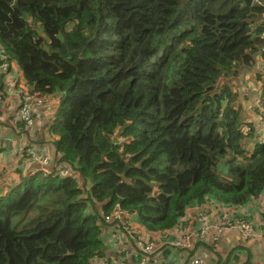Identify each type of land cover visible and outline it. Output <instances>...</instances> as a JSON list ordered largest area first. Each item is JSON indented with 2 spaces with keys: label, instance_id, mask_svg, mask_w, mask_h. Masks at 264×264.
Segmentation results:
<instances>
[{
  "label": "trees",
  "instance_id": "16d2710c",
  "mask_svg": "<svg viewBox=\"0 0 264 264\" xmlns=\"http://www.w3.org/2000/svg\"><path fill=\"white\" fill-rule=\"evenodd\" d=\"M262 16L242 0H0V65L60 103L52 165L70 171L15 169L21 182L0 196V264H92L108 257L110 226L160 244L189 209L261 196L264 136L235 79L258 62L264 73ZM115 209L126 217L110 225Z\"/></svg>",
  "mask_w": 264,
  "mask_h": 264
},
{
  "label": "crops",
  "instance_id": "0c3cea01",
  "mask_svg": "<svg viewBox=\"0 0 264 264\" xmlns=\"http://www.w3.org/2000/svg\"><path fill=\"white\" fill-rule=\"evenodd\" d=\"M259 1L264 4V0ZM259 64L260 63L258 62L255 69L259 67ZM11 68V72L14 73V79L17 81L19 77L16 72L17 70L14 66ZM1 79L2 78L0 77V83L4 82ZM20 83L23 82L20 81ZM55 100L56 98H48V101L50 102L49 105L51 106ZM58 111L59 102L56 100V103H54L53 107L42 109L41 115L36 118V121L32 126L26 127L24 129L18 128L17 124L20 122L17 120L16 101L12 96L11 89L5 90L2 99H0V193L5 195L6 192L12 186L18 184L21 179V176L18 174L16 179L13 178L14 173L9 176L8 170L10 168H19L23 173L26 174L40 168L37 163L18 158V155L13 154L12 150L16 147L21 145H34L36 146L37 150L43 151V153L47 155L51 161L56 159L54 157V149L52 145V142L56 138L53 135L52 126L58 123V120H56ZM4 186H7V188H3ZM218 205L220 204L210 200L207 204L202 205L201 208H206L209 211H213ZM198 208H192L187 211L185 221L189 220V225L184 229L190 230L196 227V211ZM228 211L231 212L233 216L235 215L238 219L245 218L253 223L255 236L253 243H245L238 233H228L221 237L217 248L206 245L211 247V250H208L203 248L205 245L202 244V246L196 247L193 251H189L187 253L176 251L167 255L162 254L161 257L167 259L169 264H189V259L192 256H196L201 259L203 264H216L218 257L221 259H226L229 255H231L232 257L230 258V264H264V192L257 199L251 200L247 205L239 208L237 207L235 210L234 208H231ZM130 225L132 226V229H140L135 223H130ZM184 229L179 227L174 232L167 235L174 237L180 232L185 231ZM140 231L141 232L138 235V238L141 237L144 239H152L155 237V234L145 232L142 229H140ZM121 234L122 232L119 230L115 231V235H118V240L119 242L121 241L123 248L125 250L134 249L136 244L132 245L131 240L127 237L129 233H127V235ZM103 239L107 246L106 256H115V250L118 248V245L114 246V244H116L114 242L115 238L111 233H109L108 229L103 234ZM191 253L193 254L191 255ZM121 259L122 258H119L118 256L115 257V260H117V262L120 264L121 262L130 264L127 262L130 261L129 259Z\"/></svg>",
  "mask_w": 264,
  "mask_h": 264
},
{
  "label": "built area",
  "instance_id": "2783aa9c",
  "mask_svg": "<svg viewBox=\"0 0 264 264\" xmlns=\"http://www.w3.org/2000/svg\"><path fill=\"white\" fill-rule=\"evenodd\" d=\"M0 73L4 75L6 89H11L12 96L17 103V120L23 123L26 127L32 126L36 121V118L40 116L39 110L49 106L50 102L48 101V98L29 94L23 83L18 84L14 79L15 77L10 74L7 63L0 65ZM20 88L24 89L25 92ZM15 154L18 155V158H25L27 161L37 163L46 175L47 172L51 171V159L45 155L43 151L37 150L34 145H25L24 148H18L15 150ZM53 168L58 176L66 177L70 175L68 167L62 164H57ZM34 173L35 170L31 171V174ZM223 209L225 208L209 211L206 208H198L196 211V227L194 229H184L185 231L180 232L172 239L160 244L158 239L150 240L140 237L135 242V250H125L121 241L119 242L118 240V235H115V231L118 230L111 227L109 231L115 238L114 242L116 244H114V246L118 245V248L115 250V256L96 258L92 261V264H120L115 260V257L117 256L123 260L129 259L130 261L127 262L130 264H169L167 259L161 257L163 250L170 252L182 251L187 253L193 251L198 243L217 248L221 237L233 232L238 233L245 243H253L255 238L253 223L245 218L232 219L231 217H233V214L227 209ZM125 217V212L120 209H115L112 214L105 217V222H123ZM124 226L126 231L131 230L126 229L127 225L123 223V227ZM164 247L166 249H164ZM188 263L203 264L202 260L196 256H192ZM121 264L126 263L121 262Z\"/></svg>",
  "mask_w": 264,
  "mask_h": 264
},
{
  "label": "rangeland",
  "instance_id": "374dc122",
  "mask_svg": "<svg viewBox=\"0 0 264 264\" xmlns=\"http://www.w3.org/2000/svg\"><path fill=\"white\" fill-rule=\"evenodd\" d=\"M255 4H260V5H264L262 4L259 0H253L251 6L255 5ZM245 5V4H244ZM250 6V7H251ZM15 68H16V72L18 74V79H17V82L18 84H20V78H21V70L17 67L16 64L13 65ZM259 72V74H261V79H263L264 81V73L262 70H259V67H257L256 69H251L250 73L247 74V72H245L244 74L241 73L239 77H237L235 79V81L238 83L240 82L239 85L236 86V91L239 93L240 95V100L242 102V106L244 108V111H245V117H249L253 123V126L256 128V131L257 133H261L260 137L262 138L264 136V120H262L261 118V115L263 112V110L261 108H259V104L257 103L256 99L258 97V91L261 89V83H260V80L256 81L255 82V73ZM252 73V74H251ZM254 73V74H253ZM1 74V73H0ZM12 76L14 73H10ZM14 77V76H13ZM16 81V80H15ZM240 85H242L243 87H241ZM23 92H25L24 89L20 88ZM244 98H247L249 99L248 102L244 101ZM57 100V99H56ZM56 100L55 102L53 101V104L49 107L46 106V109L48 108H51L53 107L54 103H56ZM17 104V103H16ZM60 104V103H59ZM256 111H259L260 112V115H257L256 114ZM25 145H21L19 147H16L15 149L12 150V153L15 154V150H17L18 148H24ZM9 162V161H8ZM56 165V164H55ZM52 167H54V165H52ZM13 168V167H12ZM10 168L8 170V173H9V176H11V174L14 173V176L13 178L16 179L17 178V173L15 172V168ZM14 181V180H12ZM21 182V180L19 181V183ZM18 183V184H19ZM18 184H15L14 186L18 185ZM13 186V187H14ZM11 187V186H10ZM13 187H11L10 189H12ZM3 188H7V186H4ZM9 188V187H8ZM0 195H4L2 193H0ZM262 198V197H261ZM217 207H221V205H218ZM134 222H136V217H130ZM107 223V222H106ZM110 225L114 224V223H108ZM111 227H116L118 228V226H110L108 228V231L110 230ZM119 229V228H118ZM107 231V230H106ZM121 232V231H120ZM110 233V231H109ZM234 233V232H233ZM121 235H124L123 233V230H122V234ZM180 252V251H178ZM114 257V256H113Z\"/></svg>",
  "mask_w": 264,
  "mask_h": 264
},
{
  "label": "water",
  "instance_id": "95a60500",
  "mask_svg": "<svg viewBox=\"0 0 264 264\" xmlns=\"http://www.w3.org/2000/svg\"><path fill=\"white\" fill-rule=\"evenodd\" d=\"M246 7H250L253 0H242Z\"/></svg>",
  "mask_w": 264,
  "mask_h": 264
},
{
  "label": "bare ground",
  "instance_id": "6f19581e",
  "mask_svg": "<svg viewBox=\"0 0 264 264\" xmlns=\"http://www.w3.org/2000/svg\"><path fill=\"white\" fill-rule=\"evenodd\" d=\"M41 111H42V109L39 110L40 115H41ZM154 239H158V237L155 236V237L152 238V240H154Z\"/></svg>",
  "mask_w": 264,
  "mask_h": 264
},
{
  "label": "clouds",
  "instance_id": "9594fccd",
  "mask_svg": "<svg viewBox=\"0 0 264 264\" xmlns=\"http://www.w3.org/2000/svg\"><path fill=\"white\" fill-rule=\"evenodd\" d=\"M263 19H264V16H262L261 20H263Z\"/></svg>",
  "mask_w": 264,
  "mask_h": 264
}]
</instances>
